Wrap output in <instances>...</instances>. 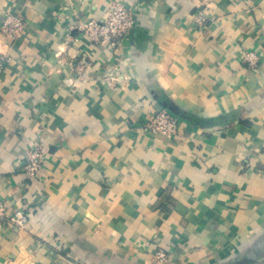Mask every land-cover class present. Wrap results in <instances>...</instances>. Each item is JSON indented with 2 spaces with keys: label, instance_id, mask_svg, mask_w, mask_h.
Instances as JSON below:
<instances>
[{
  "label": "crops",
  "instance_id": "0c3cea01",
  "mask_svg": "<svg viewBox=\"0 0 264 264\" xmlns=\"http://www.w3.org/2000/svg\"><path fill=\"white\" fill-rule=\"evenodd\" d=\"M109 1L0 0L26 21L0 77V201L29 213L0 223V264L264 263V0H123L141 8L115 49L77 30ZM163 107L175 138L138 127Z\"/></svg>",
  "mask_w": 264,
  "mask_h": 264
},
{
  "label": "built area",
  "instance_id": "2783aa9c",
  "mask_svg": "<svg viewBox=\"0 0 264 264\" xmlns=\"http://www.w3.org/2000/svg\"><path fill=\"white\" fill-rule=\"evenodd\" d=\"M140 1V0H138ZM141 8V3L135 7L127 5L123 0H111L108 2L106 14L100 20L80 21L77 26L79 33L90 39L93 43L107 45L112 49L118 48L135 31L137 19L135 11ZM199 28L206 25V17L203 11H197L194 16ZM26 28V21L21 13H7L0 21V77L4 73L10 60L12 43L22 36ZM242 59L251 67H256L258 58L253 53H244ZM86 66V63L78 69V74ZM79 76L77 80H81ZM145 134L175 138L180 133V116L164 108H157L150 117L138 125ZM47 148L42 144H36L28 151L23 162L25 175L30 179H36L42 170L47 155ZM0 223L24 229L29 223V213L18 208L10 213L7 205L0 201ZM154 260L160 263H168V254L163 249L157 251ZM253 264H264L261 261Z\"/></svg>",
  "mask_w": 264,
  "mask_h": 264
},
{
  "label": "water",
  "instance_id": "95a60500",
  "mask_svg": "<svg viewBox=\"0 0 264 264\" xmlns=\"http://www.w3.org/2000/svg\"><path fill=\"white\" fill-rule=\"evenodd\" d=\"M164 109H169V110H171V111H173V112H175V113H177L178 115H179V113L178 112H176L174 109H172V108H169V107H163Z\"/></svg>",
  "mask_w": 264,
  "mask_h": 264
},
{
  "label": "trees",
  "instance_id": "16d2710c",
  "mask_svg": "<svg viewBox=\"0 0 264 264\" xmlns=\"http://www.w3.org/2000/svg\"><path fill=\"white\" fill-rule=\"evenodd\" d=\"M180 116V115H179Z\"/></svg>",
  "mask_w": 264,
  "mask_h": 264
}]
</instances>
